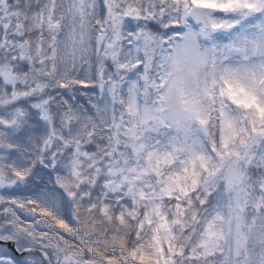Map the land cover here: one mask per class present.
I'll list each match as a JSON object with an SVG mask.
<instances>
[{"label":"snow or ice","instance_id":"1","mask_svg":"<svg viewBox=\"0 0 264 264\" xmlns=\"http://www.w3.org/2000/svg\"><path fill=\"white\" fill-rule=\"evenodd\" d=\"M0 264H264V0H0Z\"/></svg>","mask_w":264,"mask_h":264}]
</instances>
